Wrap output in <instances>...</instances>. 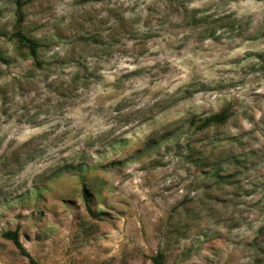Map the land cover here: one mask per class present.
I'll return each mask as SVG.
<instances>
[{"label": "rangeland", "instance_id": "1", "mask_svg": "<svg viewBox=\"0 0 264 264\" xmlns=\"http://www.w3.org/2000/svg\"><path fill=\"white\" fill-rule=\"evenodd\" d=\"M15 1L0 0V264H29L15 230L40 264H264V0Z\"/></svg>", "mask_w": 264, "mask_h": 264}, {"label": "trees", "instance_id": "2", "mask_svg": "<svg viewBox=\"0 0 264 264\" xmlns=\"http://www.w3.org/2000/svg\"><path fill=\"white\" fill-rule=\"evenodd\" d=\"M16 7L17 11H20L26 4V1L22 2V0H16ZM13 38L16 40V42L19 44V46L22 49H25L28 51L29 56L33 59L35 64L40 65L39 62V51L41 48L40 43L28 36L26 33H24L22 30H17L13 33ZM229 119V115L227 112H221L215 115H212L206 119H204L200 125V129H205L214 125L224 124ZM83 197H84V203L87 212L94 216V211L92 209V192L86 187V184L83 185ZM3 238L11 241L15 248L19 251L20 255L27 258L29 261V264H40L24 247L23 243L21 242L19 231H8L3 234ZM152 264H166L165 255L162 252H158L155 255L151 257Z\"/></svg>", "mask_w": 264, "mask_h": 264}]
</instances>
